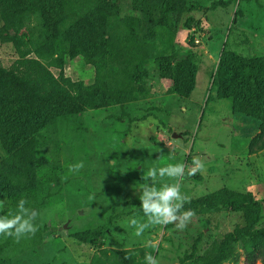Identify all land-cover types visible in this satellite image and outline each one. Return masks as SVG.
Masks as SVG:
<instances>
[{"label":"rangeland","instance_id":"1","mask_svg":"<svg viewBox=\"0 0 264 264\" xmlns=\"http://www.w3.org/2000/svg\"><path fill=\"white\" fill-rule=\"evenodd\" d=\"M257 1L187 0L189 11L182 15L174 45L181 57L187 51L195 56L188 96L171 92L172 81L160 77L151 61L146 98L66 116L20 115V134L12 136L9 131L0 137V200L6 204L0 215L15 214L18 201L27 199V206L40 214L35 222L38 231L18 242L0 236V264H120L114 251L121 250L130 251L132 264H145L146 253L160 264H180L194 244L189 263L204 264L223 235L244 224L243 211L196 210L183 230L174 224L153 226L140 237L130 226L132 218L146 221L138 198L145 182L141 177L148 169L169 163L186 167L181 191L189 199L184 211L192 199L223 187L251 191L262 202L258 225L264 226V149L248 152L259 121L235 112L232 98H219L213 85V72L226 52L264 57V0ZM146 6L147 0H108L110 18L101 32L119 47L121 22L128 15L141 17ZM188 18L190 27L185 24ZM67 21L64 29L70 42L88 47L86 31L76 34L75 19ZM27 23L28 29L15 34L3 30L0 18V66L9 68L18 58L14 35L25 42L22 49L30 52L28 57L40 52L46 63L60 54L39 14L28 15ZM140 35L152 54H167L162 32ZM62 58L66 76L93 82V66L80 56L70 59L65 45ZM49 69L58 75L56 67ZM106 72L113 87L121 73L119 64L111 61ZM25 151L30 154L27 163ZM194 157L205 165L197 172L201 180L187 174ZM80 162L82 169L70 170ZM26 166L33 170V179L11 175V170ZM221 264H245L243 246L233 245Z\"/></svg>","mask_w":264,"mask_h":264},{"label":"trees","instance_id":"2","mask_svg":"<svg viewBox=\"0 0 264 264\" xmlns=\"http://www.w3.org/2000/svg\"><path fill=\"white\" fill-rule=\"evenodd\" d=\"M149 1L150 6L141 8L143 15H128L121 22L123 35L117 37L119 47L101 32L110 18L108 0H0V18L3 30L15 34L28 29L27 16L39 14L49 30L54 43L60 46V54L44 62L45 56L37 53L28 57L23 50L25 42L14 35L12 38L18 53L17 60L9 68L0 66V137L18 136L22 122L20 115L31 113L48 117L66 116L87 109H99L112 104L137 101L150 95L147 84L148 65L154 61L160 77L172 81L170 91L188 96L195 79L194 54L179 55L174 40L184 12L189 11L187 0ZM257 1V0H255ZM258 2V1H257ZM68 19H75L76 34L85 30L88 47L70 42ZM192 19L185 22L190 27ZM164 34L166 55L152 54L140 34ZM25 37V35H23ZM28 42V41H27ZM31 42V41H29ZM67 46L70 59L82 57L94 68V80L85 84L64 74L62 51ZM119 64L120 76L112 87L106 72L108 64ZM59 72L55 76L50 67ZM213 85L219 98H232L233 110L259 121L258 131L250 138L248 152L258 153L264 149V57H245L226 52L225 57L213 72ZM31 145V144H30ZM26 150V148H24ZM26 163L30 158L24 152ZM17 180L33 179L31 167L11 170ZM196 180L202 177L191 175ZM187 209L204 212L223 207L231 211H243L244 224L235 225L219 242L217 251L204 264H221L231 254V247L241 244L245 264H264V226H259L262 202L251 191L240 192L226 187L189 201ZM86 233H91L86 231ZM8 241L12 237H8ZM251 241V245L246 242ZM196 244L192 251L180 259V264H191ZM120 264H132L130 251H114Z\"/></svg>","mask_w":264,"mask_h":264},{"label":"clouds","instance_id":"3","mask_svg":"<svg viewBox=\"0 0 264 264\" xmlns=\"http://www.w3.org/2000/svg\"><path fill=\"white\" fill-rule=\"evenodd\" d=\"M204 163L199 158H193V164L187 169L188 175H195L204 168ZM84 167L83 162L74 164L71 171H79ZM186 167L182 163H169L162 167H152L142 176L145 182L139 189L140 207L146 217V221L130 220V226L135 229V235L140 237L146 229L153 226L174 224L179 230H183L195 215L191 209L184 211V204L188 197L181 191V181L185 177ZM159 184V187L157 186ZM29 201L21 198L16 205L15 214L0 215V236L12 237L17 242L25 237L34 236L38 231L35 223L39 212L27 206ZM6 206L4 200H0V210ZM155 248V244H150ZM145 264H160V261L151 253H146Z\"/></svg>","mask_w":264,"mask_h":264},{"label":"built area","instance_id":"4","mask_svg":"<svg viewBox=\"0 0 264 264\" xmlns=\"http://www.w3.org/2000/svg\"><path fill=\"white\" fill-rule=\"evenodd\" d=\"M197 36V35H196ZM194 41L195 42H199V39L196 37L195 39H194Z\"/></svg>","mask_w":264,"mask_h":264},{"label":"water","instance_id":"5","mask_svg":"<svg viewBox=\"0 0 264 264\" xmlns=\"http://www.w3.org/2000/svg\"><path fill=\"white\" fill-rule=\"evenodd\" d=\"M178 134H176V133H173V136H177Z\"/></svg>","mask_w":264,"mask_h":264}]
</instances>
